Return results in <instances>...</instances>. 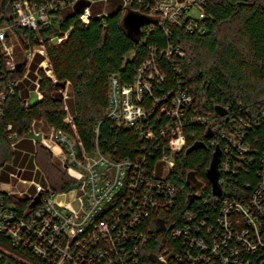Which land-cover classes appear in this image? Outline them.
I'll return each mask as SVG.
<instances>
[{
    "label": "trees",
    "instance_id": "16d2710c",
    "mask_svg": "<svg viewBox=\"0 0 264 264\" xmlns=\"http://www.w3.org/2000/svg\"><path fill=\"white\" fill-rule=\"evenodd\" d=\"M16 1L19 0H0V22L13 24ZM30 1L43 4L59 0ZM60 1L57 10L50 12V24L41 25L37 31L14 27L17 34L29 39L31 46H45L56 82L39 71L43 100L32 107L26 106L18 88L14 94H8L0 114V170L11 171L13 145L16 147L19 140V145H30L27 135L33 122H45L63 130L76 137L86 150L98 147L102 154L116 160L135 159L139 154L153 158L150 150L159 157L161 150H154V141L141 138L135 129L118 126L106 116L110 76L117 74L122 82L131 83L150 49L156 48L165 80L154 86L153 97L158 100L154 113L161 115V108L170 104L173 92L178 90L189 91L194 102L184 114L186 147L176 155L175 167L167 179L175 189L172 208L157 214L161 219L154 232L144 231L146 226L141 229L150 234V240L140 250V257L144 264H156L155 255L169 248L173 252L172 264L187 263L190 255L199 252L193 243L195 239L203 238L211 244L214 235L222 236L218 220L223 198L246 201L262 180L264 0H208L204 34H191L170 24L164 26L157 14L138 4L120 7L110 14H100L94 8L86 25L80 19L88 5L85 0ZM116 3L113 0L112 4ZM130 11L149 19L139 35L130 34L124 27V17ZM65 36L61 43H55L54 39ZM177 47L182 48L184 57L177 53L167 57L164 53L167 48ZM36 60L40 63L43 57L37 55ZM11 77L22 79L24 72L6 76L0 82V93L8 90L7 80ZM68 85L74 101L70 109L66 102L71 97L67 100L63 97ZM218 106L227 111L225 116L218 114ZM68 114L71 123L65 121ZM199 116L207 121H195ZM153 118L156 119L155 115ZM235 129L243 132L236 142L245 146V150L230 143L229 135ZM196 142H204V148L187 154V149ZM228 145L231 150L226 153ZM34 146V159L39 158L51 189L58 193L69 191L77 181L57 168L51 150L41 142ZM216 147L222 150L221 162L227 165L226 170H220L222 198L212 195L206 177ZM9 178V174H4L1 181L8 183ZM3 195L10 209L23 219L30 216L29 210L36 208L32 201L18 200L6 192ZM191 196L195 198L193 202ZM171 226L188 227L189 234L173 237ZM0 264L54 263L40 258L30 245L15 244L0 232Z\"/></svg>",
    "mask_w": 264,
    "mask_h": 264
},
{
    "label": "built area",
    "instance_id": "2783aa9c",
    "mask_svg": "<svg viewBox=\"0 0 264 264\" xmlns=\"http://www.w3.org/2000/svg\"><path fill=\"white\" fill-rule=\"evenodd\" d=\"M100 1L110 0H87L88 5L80 16L82 23L89 24L92 7ZM119 1L123 7L146 5L159 16L164 26H179L191 34L206 31L208 0ZM57 3L16 1L13 24L0 22V82L11 74L24 72L25 77L33 59L41 55L45 58L36 71L38 78L34 90L39 101L43 100L39 71L56 82L46 48L43 44L31 46L29 39L17 34L14 27L37 31L41 25L50 24V12L56 11L62 1ZM66 38L54 41L61 43ZM164 53L167 57L173 53L185 55L180 47L167 48ZM19 64L22 66L18 67ZM22 79L8 78V90L0 93V114L8 94H14ZM164 80L157 50L151 48L131 83L122 82L117 74L110 76L106 111L107 118L118 126L133 128L141 138L154 141V150H161L159 157L150 150L153 158L139 154L135 159L116 160L102 154L98 147L86 150L76 137L52 126L48 125L49 135L38 133L35 131L37 123L33 122L32 131L42 134L45 147L61 160L64 171L81 185L78 189L56 193L51 187L46 189L36 184L37 194L31 200L40 196L41 201L35 210H29L27 219L10 209L4 201L5 192L1 191L0 232L7 234L15 244L30 245L40 258L54 264H144L140 250L150 240V234L144 231L154 232L161 219L157 214L167 212L174 202L175 189L167 179L172 175L176 155L186 147L184 114L194 102L189 91L178 90L173 92L170 104L161 108V115L155 114L158 100L153 97L154 86ZM65 91L63 97L67 100L69 96ZM29 100H25L27 107ZM65 121L72 122L70 114ZM195 121L207 120L199 116ZM242 135V130L235 129L229 135L230 143L240 146L236 141ZM230 150L229 145L225 147L226 153ZM261 164L262 180L250 198L243 202L223 198L218 220L222 236L214 235L211 244L203 238L195 239L193 243L198 246V254L190 255L189 262L181 264H264V153ZM220 166V170L227 168L226 163L221 162ZM82 186L84 190L80 191ZM183 233L189 234V228L172 229L173 237H181ZM155 256L161 264H172L173 252L169 248Z\"/></svg>",
    "mask_w": 264,
    "mask_h": 264
},
{
    "label": "rangeland",
    "instance_id": "374dc122",
    "mask_svg": "<svg viewBox=\"0 0 264 264\" xmlns=\"http://www.w3.org/2000/svg\"><path fill=\"white\" fill-rule=\"evenodd\" d=\"M112 3H113L112 0L108 2L100 1V2L95 3L94 8L97 9L98 10L97 12H99L100 14L101 13L110 14L113 11H116L117 9H119L120 7H123L121 6L122 2H119V4L115 2L116 3L115 5H113ZM16 47L19 48L17 42H16ZM36 57L33 59L30 66L28 67L27 75L19 82L17 86L18 92L21 98L24 100L29 99L31 92H33L36 89V82L38 78L36 71L39 68V64H40L39 61L36 60ZM44 58L45 57H43V59ZM65 93H67L69 98L71 97L70 100L66 102L68 109H70V107L73 108L74 101L72 99L73 96L71 93V87L69 85L67 86ZM35 131L38 133L44 132V134L46 135H49L51 133L50 127L45 122H42L39 124L37 123L35 127ZM28 140H30L29 141L30 145L28 146H26L25 144L19 145V143L21 142V140H19L16 147L15 148L12 147V150L15 149V157L12 161V164L10 165L11 173L6 168H2L0 170V190H5L11 194H14V193L23 194L27 192L29 196L34 197L37 194L36 184H39L46 189L51 187V184H50V180L47 178L46 172H44L40 168L39 158L37 160L34 159L35 146L32 144L34 140L32 139H28ZM42 144L46 146L45 143L42 142ZM52 155H53L52 156L53 163L57 166V168L60 171L65 173L61 160L58 157H55L54 154ZM4 174H9L10 182L5 183L1 181ZM65 177H67L66 174H65ZM4 185H7V188H5ZM83 190L84 188L82 186L80 188V191H83ZM82 198L84 199V197Z\"/></svg>",
    "mask_w": 264,
    "mask_h": 264
},
{
    "label": "water",
    "instance_id": "95a60500",
    "mask_svg": "<svg viewBox=\"0 0 264 264\" xmlns=\"http://www.w3.org/2000/svg\"><path fill=\"white\" fill-rule=\"evenodd\" d=\"M124 27L126 28V30L130 33V34H134V35H139L141 29L143 26H145L146 24H148L149 19L147 18V16L139 14L137 12L134 11H130L128 12L125 17H124ZM22 64H19L18 67H21ZM63 88L66 87L65 84L62 85ZM40 101L38 99V95L36 93V91L31 92L30 94V100H29V107H32L36 104H38ZM218 114L220 116H225L227 111L221 107L218 106L216 108ZM28 139H32L35 142H42L43 137L42 134H36L34 131H31L28 135H27ZM205 144L204 142H196L193 146H191L190 148L187 149L186 153L190 154L194 151H197L201 148H204ZM221 158H222V150L220 149V147H216L214 154H213V158L212 161L210 163V166L206 172V177L211 185V190H212V195L215 198H222L223 196V189L221 186V174H220V164H221ZM81 185V182H78L76 184H73L72 186H70L69 190H74V189H78ZM14 197L18 200H22V201H32V206L36 207L41 199L40 196H37L35 198H33L31 200V196H29L27 193H23V194H19V193H15L13 194ZM191 201H194V196H191ZM173 226H171L170 229H172ZM154 261L156 262V264H161L156 257H154Z\"/></svg>",
    "mask_w": 264,
    "mask_h": 264
},
{
    "label": "crops",
    "instance_id": "0c3cea01",
    "mask_svg": "<svg viewBox=\"0 0 264 264\" xmlns=\"http://www.w3.org/2000/svg\"><path fill=\"white\" fill-rule=\"evenodd\" d=\"M86 2H87V0H85ZM113 1V0H112ZM115 2H117V1H119V0H114ZM94 9V6L92 7V10ZM35 143H37V142H33L32 144L34 145ZM4 187L5 188H7V185H4ZM7 190V189H6ZM1 191H3V192H7V191H5V190H1ZM15 194V193H14Z\"/></svg>",
    "mask_w": 264,
    "mask_h": 264
}]
</instances>
